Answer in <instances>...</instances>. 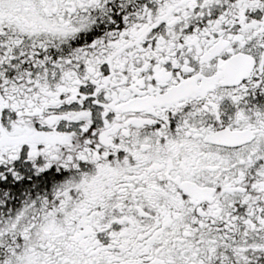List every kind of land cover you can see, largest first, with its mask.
Masks as SVG:
<instances>
[{"label": "snow or ice", "instance_id": "6c2138e0", "mask_svg": "<svg viewBox=\"0 0 264 264\" xmlns=\"http://www.w3.org/2000/svg\"><path fill=\"white\" fill-rule=\"evenodd\" d=\"M0 264H264V0H0Z\"/></svg>", "mask_w": 264, "mask_h": 264}]
</instances>
